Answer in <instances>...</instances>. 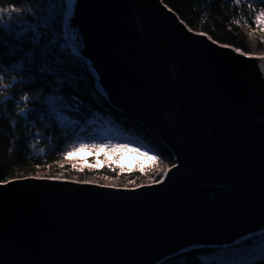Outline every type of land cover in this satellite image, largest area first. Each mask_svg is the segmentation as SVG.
<instances>
[{"label":"water","instance_id":"water-1","mask_svg":"<svg viewBox=\"0 0 264 264\" xmlns=\"http://www.w3.org/2000/svg\"><path fill=\"white\" fill-rule=\"evenodd\" d=\"M70 24L97 90L173 163L141 187L0 182V264H159L262 233L264 54L192 30L162 0H75Z\"/></svg>","mask_w":264,"mask_h":264},{"label":"trees","instance_id":"trees-1","mask_svg":"<svg viewBox=\"0 0 264 264\" xmlns=\"http://www.w3.org/2000/svg\"><path fill=\"white\" fill-rule=\"evenodd\" d=\"M162 1L176 12L179 18L192 30L205 32L212 39L246 53L264 54L263 44L250 33V26L253 23V8H264L262 0H241L239 5L235 3V0ZM9 4L23 9L21 13L14 14L13 27H15L18 19L32 22L33 16L41 12L42 7L47 4V0H0V7ZM250 4L252 8H249ZM29 8L31 12L27 11ZM236 21H239V24ZM61 27L62 25L58 22L56 24L57 31H60ZM12 43L15 41L11 32L8 29L0 28V57L3 58L0 68L9 66L11 59L9 45ZM31 47L32 45L28 42L23 44L24 49ZM20 58L21 53L17 52L16 59ZM36 59L41 60L39 52H37ZM83 61H72L66 65L69 74L74 79L71 85L66 82L61 86V93L66 99L75 95L82 102L79 112H65L78 121L71 126H68L66 122L57 124L47 115H45L44 123H41L38 120L39 113H32L26 119H24L26 114H22L21 118L18 115L17 101L25 92L30 96L27 107L38 108L42 111L46 109L43 100L47 94H50L49 82H52L54 86V77L41 75L34 65H26L25 71H16L5 76L7 83H10L13 76L17 77L20 82L5 90L6 95L12 99L9 98V100L0 103V182L27 175L54 176L58 171L57 162H60L65 154L79 143L97 142L111 138H129L144 147H151L158 155L161 165L164 164L167 167L172 165L173 157L166 146L134 119L111 107L104 95L97 90L96 79L86 61L84 59ZM30 68L33 70L28 71L27 69ZM32 77H36L35 81ZM2 99L0 98V100ZM23 105L22 103L19 106ZM17 121L18 123L13 126V123ZM49 138H51V144ZM36 141H38L37 148H31L30 143ZM39 149H44V153L41 154ZM162 174L156 173L150 179H159ZM61 175L64 178L78 180L88 178L81 176L80 173L72 175L67 171ZM138 179L137 175H133L127 180L123 179L122 183ZM141 183L148 182L140 180L131 186ZM259 238L264 241V232L230 246L188 249L164 259L159 264H264V255L252 260L237 259L238 256L249 250L246 247L253 246Z\"/></svg>","mask_w":264,"mask_h":264},{"label":"snow or ice","instance_id":"snow-or-ice-1","mask_svg":"<svg viewBox=\"0 0 264 264\" xmlns=\"http://www.w3.org/2000/svg\"><path fill=\"white\" fill-rule=\"evenodd\" d=\"M210 2V0H209ZM264 2V0H262ZM235 3L239 5L241 0H235ZM75 0H47V4L42 7L41 12L36 14L32 18V22L27 20L18 19L13 27L14 14L21 13L23 9L16 7L14 4H9L5 7H0V28L8 29L11 32L12 38L15 43L9 45V66L6 68H0V78L5 79L6 75L16 71H25L26 65H34L38 69L41 75L47 76L51 75L54 77V86L52 82H49L50 94H47L43 100V104L46 105V109L42 111L38 108H29L27 106L20 107V104L27 105L30 100V96L24 95L23 98L17 101L18 115L21 118L22 114H26V119L32 113H39L38 120L44 123L45 115L51 117L57 124L61 122H66L68 126L73 125L77 120L71 118L65 112L71 113L73 111L79 112L82 102L79 101L78 97L72 95L67 99L61 93V86L66 82L72 84L73 76L69 74L66 65L70 64L72 61L84 62L83 57L80 53V43L78 33L71 27L70 18L73 15ZM252 8V5H249ZM31 12V9H27ZM60 23L62 25L61 30L57 31L56 24ZM239 24V21H236ZM254 23L257 27L264 30V10L260 11L255 15ZM20 26V27H18ZM191 30V29H189ZM251 35V34H249ZM209 39H211L209 37ZM28 42L32 45L29 49H24L23 44ZM43 42V43H42ZM237 53H241L240 49H235ZM21 53V58L16 59V53ZM37 52L41 57V60L36 59ZM243 54V53H241ZM3 58L0 57V62ZM90 67V66H88ZM32 71L33 69H27ZM63 77V79H62ZM35 81L36 77H32ZM20 81L17 77L13 76L10 83H7L5 87L0 88V103L6 100L12 99V97L6 95V89L19 83ZM27 93V92H25ZM71 101V102H69ZM13 123V126H15ZM65 126L66 128H69ZM39 135V133H37ZM49 143L51 144V138H49ZM131 143V142H129ZM81 148L91 147L92 150L96 148H103L104 145H87L84 143L80 144ZM109 148H128L129 144H109ZM31 148L35 149L36 145L33 144ZM143 148L144 151H140ZM75 150V149H73ZM134 152H139L141 156L148 157L150 153L155 150L151 147H141L131 149ZM44 149L40 150V153H44ZM70 155V153H67ZM158 155H151L150 159L155 162L158 160ZM91 167H100V165H90ZM76 165L73 164L72 168L75 169ZM83 171V169H80ZM169 168L167 166L163 168H156V173L167 174ZM49 179H60L62 177H48ZM164 180V175H160L159 179H150L149 183H161ZM9 182V181H5ZM83 183H94V181H82ZM131 183V182H130ZM111 187H116V185H109ZM136 187H141L143 185H135ZM127 187V185H125ZM264 232V231H261ZM261 241L260 238L256 240L255 244L247 249H252L254 246L259 247Z\"/></svg>","mask_w":264,"mask_h":264},{"label":"rangeland","instance_id":"rangeland-1","mask_svg":"<svg viewBox=\"0 0 264 264\" xmlns=\"http://www.w3.org/2000/svg\"><path fill=\"white\" fill-rule=\"evenodd\" d=\"M261 9L253 8L252 15V26H250V33L258 38V40L264 46V30L257 27L254 23L255 15L258 14ZM131 142V143H129ZM79 143L76 147L70 150L65 154L63 159L60 162H57L58 171L56 175L51 177H62L64 171H67L69 174L76 175L80 173L81 176L88 177L86 180L82 181H94L101 184L107 185H116V186H131L134 185L136 181L147 180L149 183L150 178H153V175L156 174V168H163L165 165H161L159 159L153 162L150 157L151 155H157L155 152L150 153L148 157L141 156L139 152H134L131 149L138 148L139 146L144 147L135 141H132L129 138H119V139H103L97 142H87L89 146L95 145H104V147L96 148L92 150L91 147L81 148ZM109 144H129L128 148H109L107 145ZM140 151H144L143 148H140ZM75 164V169L72 168V165ZM90 165H100V167H91ZM63 168L67 169L64 170ZM83 169V171H80ZM70 171V172H69ZM90 174V175H89ZM137 175L139 177L138 180L128 181L126 183H122L123 179H128L133 175ZM131 175V176H129ZM39 176V175H35ZM50 177V176H48ZM98 177L97 179H94ZM64 178V177H62ZM75 179L76 178H70ZM131 182V183H130ZM144 184V183H141ZM140 185V184H139ZM254 236V235H253ZM264 255V243H260L259 247H253L250 250H247L245 253H242L237 257L239 260H252L257 257Z\"/></svg>","mask_w":264,"mask_h":264},{"label":"clouds","instance_id":"clouds-1","mask_svg":"<svg viewBox=\"0 0 264 264\" xmlns=\"http://www.w3.org/2000/svg\"><path fill=\"white\" fill-rule=\"evenodd\" d=\"M6 85H7L6 80L3 79V78H0V88L5 87ZM0 94H2V93H0ZM24 95H28V93H23V94L21 95L20 98L22 99ZM25 106H27V105H23V106H20V107L22 108V107H25ZM33 144H35V145H36V148H37L38 141L30 143V147H31ZM39 150H41V149H39Z\"/></svg>","mask_w":264,"mask_h":264},{"label":"bare ground","instance_id":"bare-ground-1","mask_svg":"<svg viewBox=\"0 0 264 264\" xmlns=\"http://www.w3.org/2000/svg\"><path fill=\"white\" fill-rule=\"evenodd\" d=\"M144 184H146V183H144ZM140 185H141V184H140ZM250 237H252V236H250ZM250 237H248V238H250ZM245 239H247V238H245ZM245 239H243V240H245ZM240 241H242V240H240ZM240 241H239V242H240Z\"/></svg>","mask_w":264,"mask_h":264}]
</instances>
